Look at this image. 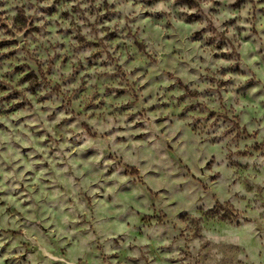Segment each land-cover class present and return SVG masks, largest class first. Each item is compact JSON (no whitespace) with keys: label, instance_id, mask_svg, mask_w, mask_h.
<instances>
[{"label":"rangeland","instance_id":"rangeland-1","mask_svg":"<svg viewBox=\"0 0 264 264\" xmlns=\"http://www.w3.org/2000/svg\"><path fill=\"white\" fill-rule=\"evenodd\" d=\"M0 264H264V0H0Z\"/></svg>","mask_w":264,"mask_h":264}]
</instances>
